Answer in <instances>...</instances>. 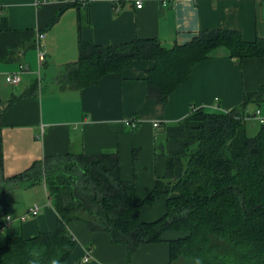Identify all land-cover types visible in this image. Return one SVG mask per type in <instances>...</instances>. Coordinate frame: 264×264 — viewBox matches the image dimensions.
I'll list each match as a JSON object with an SVG mask.
<instances>
[{"label":"crops","instance_id":"1","mask_svg":"<svg viewBox=\"0 0 264 264\" xmlns=\"http://www.w3.org/2000/svg\"><path fill=\"white\" fill-rule=\"evenodd\" d=\"M38 2L0 0V103L15 101L2 118L5 176L22 174L51 157L118 155L122 179L135 182L142 221L156 222L168 212L169 198L145 201L166 166L155 151L161 128L196 109L240 107L246 94L264 85V58L241 61L220 51L200 63L165 106L149 98L148 73L155 68L154 61H136L120 74H110L82 90L63 88L61 79L78 62L81 42L118 46L153 39L171 48L190 44L204 31L221 29L240 32L248 42L264 39V0H123L117 7L109 0H90L87 6L83 0ZM40 37L47 54L44 63L38 57ZM21 66L28 68L20 73L21 83L9 85L8 75L20 72ZM29 91L35 94L27 96ZM258 110L264 117V110ZM128 119L138 120V128L128 127ZM33 188L34 201L10 206L8 211L11 229L26 239L55 231L59 223L46 185L24 187L26 192ZM36 204L41 213L23 220ZM69 229L78 244L67 264H169L171 260L167 241L143 246L131 255L128 246L114 244L108 232H91L82 222H73ZM172 237L176 235L166 240Z\"/></svg>","mask_w":264,"mask_h":264},{"label":"trees","instance_id":"2","mask_svg":"<svg viewBox=\"0 0 264 264\" xmlns=\"http://www.w3.org/2000/svg\"><path fill=\"white\" fill-rule=\"evenodd\" d=\"M220 51L230 59H261L264 39L248 42L240 32L221 29L171 48L153 39L118 46L81 42L79 60L61 84L82 90L136 61H154L149 98L165 106L194 69ZM14 103H0V133L2 118ZM262 105L264 85L246 94L236 109H196L161 128L155 151L166 166L145 204L167 196L168 212L151 223L141 219L135 182L122 179L118 155L51 157L6 177L0 134V227L10 215L11 193L41 182L59 217L55 231L31 239L8 236L0 245V264H67L78 244L69 229L73 222L87 224L91 232L110 233L113 243L128 246L131 255L167 241L169 264H264V122L255 121ZM256 123L259 129L251 136ZM169 235L176 237L166 240Z\"/></svg>","mask_w":264,"mask_h":264},{"label":"built area","instance_id":"3","mask_svg":"<svg viewBox=\"0 0 264 264\" xmlns=\"http://www.w3.org/2000/svg\"><path fill=\"white\" fill-rule=\"evenodd\" d=\"M38 4L39 5H42L44 3L47 2V0H38ZM90 0H83V5L86 6L88 4ZM93 1H96V0H93ZM110 2H112L113 4L114 3H119L120 0H109ZM123 1V0H121ZM143 7V4L141 2H138L137 3V8L138 9H141ZM43 37H40L39 39V49H38V54H39V60L40 62L44 63L46 61V57L47 54L46 52L43 50V44L41 42H43L42 40ZM25 70H28L27 67L25 66H21L20 67V72L18 73H15V74H10L8 75L7 77V81H8V84L11 85V86H17L21 83V77H20V73L25 71ZM256 118L259 119L261 122H264V117H262V114H261V111H257L256 114H255ZM125 124L128 126V127H131L132 129H137L138 126H139V123H138V120L136 119H128L125 121ZM155 128H159L160 127V124L156 123L155 125ZM41 207L39 205H34L33 207H31L28 212L26 213L25 217L23 218V220H27L29 218H32V217H37L40 213H41ZM12 223H13V218L11 215H8L5 220H4V223H3V226L0 227V232H6L8 231L12 226ZM86 262L88 263V259L86 260Z\"/></svg>","mask_w":264,"mask_h":264},{"label":"rangeland","instance_id":"4","mask_svg":"<svg viewBox=\"0 0 264 264\" xmlns=\"http://www.w3.org/2000/svg\"><path fill=\"white\" fill-rule=\"evenodd\" d=\"M261 110H264V105L261 106ZM259 129V124H254L251 126L250 128V135L251 136H255L257 132V130ZM26 189H24V187H20L19 189L14 190L11 193L10 198V204L11 207H18V206H23L26 203H30L32 201H34L36 199L35 197V192L36 189L33 188L32 191H25ZM39 190V189H38ZM41 191V189H40ZM42 192H44L43 188H42ZM44 193H42L41 197L39 199H41L43 201L44 197H43ZM40 201V200H39ZM12 228V227H11ZM9 229L6 232H0V245H3L6 243V239L8 236H12V235H16L12 229ZM178 264H185L184 261L179 262Z\"/></svg>","mask_w":264,"mask_h":264}]
</instances>
